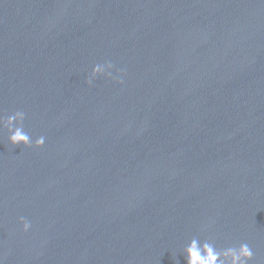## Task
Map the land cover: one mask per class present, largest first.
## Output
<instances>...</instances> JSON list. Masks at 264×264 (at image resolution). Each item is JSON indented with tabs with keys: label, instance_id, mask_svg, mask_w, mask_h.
<instances>
[{
	"label": "water",
	"instance_id": "obj_1",
	"mask_svg": "<svg viewBox=\"0 0 264 264\" xmlns=\"http://www.w3.org/2000/svg\"><path fill=\"white\" fill-rule=\"evenodd\" d=\"M111 62L116 80L86 81ZM4 264H264V0H0ZM31 221L24 232L20 218Z\"/></svg>",
	"mask_w": 264,
	"mask_h": 264
},
{
	"label": "clouds",
	"instance_id": "obj_2",
	"mask_svg": "<svg viewBox=\"0 0 264 264\" xmlns=\"http://www.w3.org/2000/svg\"><path fill=\"white\" fill-rule=\"evenodd\" d=\"M113 69L114 65L111 62L96 64L86 82L91 86L95 80L103 77L123 84L124 81L120 78L123 70L117 69V75L114 76ZM25 119L26 114L23 111H16L6 119L0 116V127L7 129L8 141L14 147L21 144L24 147H32L34 144L35 147L42 148L45 145L46 137L41 135L33 141L32 137L24 130ZM20 223L24 232L30 231L31 221L21 217ZM184 254L187 264H249L253 260V251L247 243H241L238 247L218 249L213 242L208 240L202 242L196 237H193L184 248ZM0 264H4L2 257H0Z\"/></svg>",
	"mask_w": 264,
	"mask_h": 264
}]
</instances>
